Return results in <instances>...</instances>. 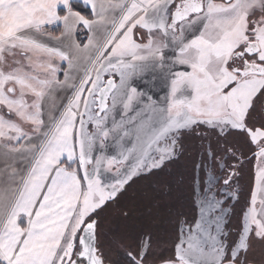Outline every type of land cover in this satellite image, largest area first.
I'll return each instance as SVG.
<instances>
[{
    "label": "snow or ice",
    "instance_id": "6c2138e0",
    "mask_svg": "<svg viewBox=\"0 0 264 264\" xmlns=\"http://www.w3.org/2000/svg\"><path fill=\"white\" fill-rule=\"evenodd\" d=\"M0 182V264H255L264 0H0Z\"/></svg>",
    "mask_w": 264,
    "mask_h": 264
},
{
    "label": "rangeland",
    "instance_id": "374dc122",
    "mask_svg": "<svg viewBox=\"0 0 264 264\" xmlns=\"http://www.w3.org/2000/svg\"><path fill=\"white\" fill-rule=\"evenodd\" d=\"M216 3H226L223 0H214ZM83 34V32H82ZM84 35V34H83ZM138 35V34H137ZM85 36V35H84ZM189 39L192 38L191 35L188 37ZM81 41L82 38H80ZM231 37L225 36L222 37V40L220 43L214 46L216 50H218L225 59L229 58L231 56ZM221 70L223 71L222 65L220 66ZM25 130H27V125H25ZM76 166L74 165L73 168ZM254 170V167H253ZM246 185V183H245ZM244 190H247V187L245 186ZM237 213H239L240 209L237 207L236 209ZM116 213H113L107 220L104 222L103 231L107 234V242L110 247V254L112 255L113 259H118V250L122 247H126L128 244L131 243V240L128 238L127 234L125 233L123 226L121 223L115 219ZM240 221V217L238 215H233L231 220V228L232 230H236V227ZM123 240V244H120V241ZM165 256H172V250L171 248H167L164 252ZM254 261L255 264H261V261H264V249H261L260 247H257L255 255H254Z\"/></svg>",
    "mask_w": 264,
    "mask_h": 264
},
{
    "label": "flooded vegetation",
    "instance_id": "af4514ba",
    "mask_svg": "<svg viewBox=\"0 0 264 264\" xmlns=\"http://www.w3.org/2000/svg\"><path fill=\"white\" fill-rule=\"evenodd\" d=\"M180 70H187V71H190L191 69L185 67V68H181ZM249 155H251V154H249ZM253 167H254V164H253ZM245 183H246V182H245ZM245 186H246V185H245ZM194 215H196V213H193V212H191L190 210L188 211L189 219H191ZM103 227H104V224H103Z\"/></svg>",
    "mask_w": 264,
    "mask_h": 264
},
{
    "label": "crops",
    "instance_id": "0c3cea01",
    "mask_svg": "<svg viewBox=\"0 0 264 264\" xmlns=\"http://www.w3.org/2000/svg\"><path fill=\"white\" fill-rule=\"evenodd\" d=\"M62 27V26H61ZM58 28H56V29H53V30H57ZM82 32H83V30H81V34H82ZM59 33H60V28H59ZM82 40H84V42H86V40H85V36L82 34ZM5 185L2 183V182H0V188H2V187H4Z\"/></svg>",
    "mask_w": 264,
    "mask_h": 264
},
{
    "label": "trees",
    "instance_id": "16d2710c",
    "mask_svg": "<svg viewBox=\"0 0 264 264\" xmlns=\"http://www.w3.org/2000/svg\"><path fill=\"white\" fill-rule=\"evenodd\" d=\"M84 14L87 15L88 13L85 11ZM61 15H63V13H61ZM53 31H54V34L59 35V28L57 30H53ZM80 38H82V34L79 36V40H80Z\"/></svg>",
    "mask_w": 264,
    "mask_h": 264
},
{
    "label": "water",
    "instance_id": "95a60500",
    "mask_svg": "<svg viewBox=\"0 0 264 264\" xmlns=\"http://www.w3.org/2000/svg\"><path fill=\"white\" fill-rule=\"evenodd\" d=\"M223 1H225V2H226V0H223Z\"/></svg>",
    "mask_w": 264,
    "mask_h": 264
}]
</instances>
